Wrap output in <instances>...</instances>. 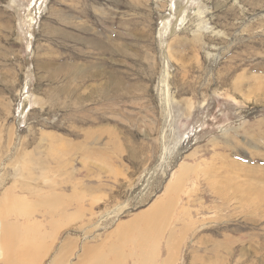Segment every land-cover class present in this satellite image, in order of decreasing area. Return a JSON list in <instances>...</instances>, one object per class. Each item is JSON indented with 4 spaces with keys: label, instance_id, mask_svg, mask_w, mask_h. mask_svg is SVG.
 Returning a JSON list of instances; mask_svg holds the SVG:
<instances>
[{
    "label": "rangeland",
    "instance_id": "1",
    "mask_svg": "<svg viewBox=\"0 0 264 264\" xmlns=\"http://www.w3.org/2000/svg\"><path fill=\"white\" fill-rule=\"evenodd\" d=\"M25 178L43 264H264V0H0Z\"/></svg>",
    "mask_w": 264,
    "mask_h": 264
},
{
    "label": "bare ground",
    "instance_id": "2",
    "mask_svg": "<svg viewBox=\"0 0 264 264\" xmlns=\"http://www.w3.org/2000/svg\"><path fill=\"white\" fill-rule=\"evenodd\" d=\"M15 187H9L0 200V264H43L44 236L32 225L26 178L21 184V195L16 194Z\"/></svg>",
    "mask_w": 264,
    "mask_h": 264
}]
</instances>
